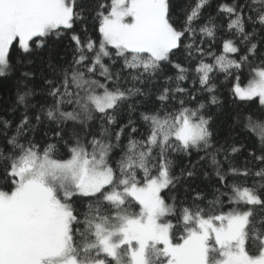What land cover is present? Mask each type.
Instances as JSON below:
<instances>
[{"label":"snow or ice","instance_id":"1","mask_svg":"<svg viewBox=\"0 0 264 264\" xmlns=\"http://www.w3.org/2000/svg\"><path fill=\"white\" fill-rule=\"evenodd\" d=\"M8 80L0 264H264V0H0Z\"/></svg>","mask_w":264,"mask_h":264},{"label":"trees","instance_id":"2","mask_svg":"<svg viewBox=\"0 0 264 264\" xmlns=\"http://www.w3.org/2000/svg\"><path fill=\"white\" fill-rule=\"evenodd\" d=\"M216 50L219 52L220 50V44L219 41L217 42L216 45ZM59 51V49H58ZM44 64L40 59H36L34 65L32 66V70L37 73V79L39 78V73L44 70ZM249 78V73L248 70L245 69L241 74H240V84L243 86L247 83ZM231 81L229 82V84ZM229 84L224 85L221 88V93L222 99H225V107L223 111L217 112L215 115V119L217 123L220 125L221 129L224 131L225 134H227V126L229 123L228 120V113L230 111V105L227 102V98L230 95L229 92ZM15 92V84L14 81L8 80V81H0V101H7L9 100L10 96L14 95ZM258 135V133L254 134ZM62 155V153H61Z\"/></svg>","mask_w":264,"mask_h":264},{"label":"rangeland","instance_id":"3","mask_svg":"<svg viewBox=\"0 0 264 264\" xmlns=\"http://www.w3.org/2000/svg\"><path fill=\"white\" fill-rule=\"evenodd\" d=\"M246 84H247V83H246ZM246 84H245V85H246Z\"/></svg>","mask_w":264,"mask_h":264}]
</instances>
